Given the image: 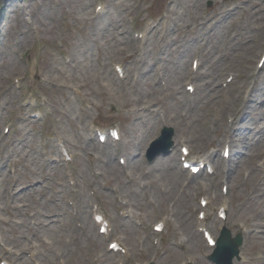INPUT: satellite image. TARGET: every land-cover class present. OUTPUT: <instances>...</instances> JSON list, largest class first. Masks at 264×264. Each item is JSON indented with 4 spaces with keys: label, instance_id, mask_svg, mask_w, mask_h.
Returning <instances> with one entry per match:
<instances>
[{
    "label": "rangeland",
    "instance_id": "obj_1",
    "mask_svg": "<svg viewBox=\"0 0 264 264\" xmlns=\"http://www.w3.org/2000/svg\"><path fill=\"white\" fill-rule=\"evenodd\" d=\"M263 54L264 0H0V264H213L203 209L216 239L245 231L236 264H264ZM164 126L175 144L149 163ZM183 144L215 172L182 170Z\"/></svg>",
    "mask_w": 264,
    "mask_h": 264
},
{
    "label": "water",
    "instance_id": "obj_2",
    "mask_svg": "<svg viewBox=\"0 0 264 264\" xmlns=\"http://www.w3.org/2000/svg\"><path fill=\"white\" fill-rule=\"evenodd\" d=\"M172 135L173 130L171 128H165L163 130V135L152 143L149 149V157L154 158L159 153L170 150L173 145ZM240 244V237L231 238L230 232L224 231L218 240V246L211 255V258L219 264H232L233 257L237 256L239 253Z\"/></svg>",
    "mask_w": 264,
    "mask_h": 264
},
{
    "label": "bare ground",
    "instance_id": "obj_3",
    "mask_svg": "<svg viewBox=\"0 0 264 264\" xmlns=\"http://www.w3.org/2000/svg\"><path fill=\"white\" fill-rule=\"evenodd\" d=\"M257 67H258V66H257ZM256 74H257V73H253L252 76H254V75H256ZM256 78H257V76H256ZM245 92H246V91H245ZM250 96H251V92L248 94L247 97L245 96V97L242 99V100H243V103H246L247 101H249ZM260 97H261V96H260ZM237 99H238V98H237ZM251 99H253V98H251ZM251 99H250V100H251ZM238 100H239V99H238ZM229 103H230V101H229ZM238 103H240V100H239ZM232 107H233V106H232ZM248 107H251V104L247 103V104L243 105V106L240 108V109H241V113L244 114L243 116H246L247 112L251 113V111L247 110ZM237 110H239V109H237ZM237 120H238V118H235V121H234V122H233V121L231 122L232 125L235 124V123L237 122ZM238 141H239L240 143H244V141H243L242 139H240V138L235 139V137H233L232 135H229V140L227 141V147H229V150H230V151H235V150L237 149V147H239V143H238ZM240 148H242V146H241ZM239 153H242V152L239 151Z\"/></svg>",
    "mask_w": 264,
    "mask_h": 264
}]
</instances>
